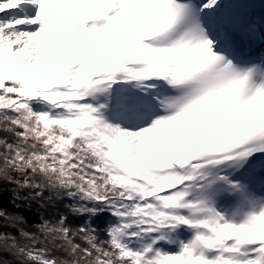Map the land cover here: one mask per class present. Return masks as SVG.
Segmentation results:
<instances>
[{
  "label": "snow or ice",
  "instance_id": "obj_1",
  "mask_svg": "<svg viewBox=\"0 0 264 264\" xmlns=\"http://www.w3.org/2000/svg\"><path fill=\"white\" fill-rule=\"evenodd\" d=\"M0 264H264V0H0Z\"/></svg>",
  "mask_w": 264,
  "mask_h": 264
},
{
  "label": "trees",
  "instance_id": "obj_2",
  "mask_svg": "<svg viewBox=\"0 0 264 264\" xmlns=\"http://www.w3.org/2000/svg\"><path fill=\"white\" fill-rule=\"evenodd\" d=\"M4 204L6 207L10 208V205L7 204V197L4 198ZM29 219L30 220H36V216L34 214H29Z\"/></svg>",
  "mask_w": 264,
  "mask_h": 264
}]
</instances>
